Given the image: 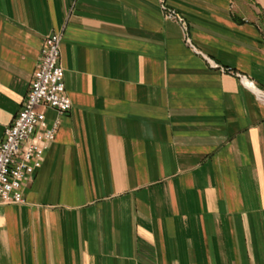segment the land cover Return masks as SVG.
<instances>
[{
	"label": "crops",
	"instance_id": "crops-1",
	"mask_svg": "<svg viewBox=\"0 0 264 264\" xmlns=\"http://www.w3.org/2000/svg\"><path fill=\"white\" fill-rule=\"evenodd\" d=\"M166 2L0 0V142L52 33L72 100L0 264H264V0Z\"/></svg>",
	"mask_w": 264,
	"mask_h": 264
},
{
	"label": "built area",
	"instance_id": "built-area-1",
	"mask_svg": "<svg viewBox=\"0 0 264 264\" xmlns=\"http://www.w3.org/2000/svg\"><path fill=\"white\" fill-rule=\"evenodd\" d=\"M161 6L167 17L179 22L187 31V21L181 13L170 8L166 0H161ZM262 35L264 38V28ZM62 38L63 34L58 32L44 39L27 97L0 142V204L25 202L26 184L41 168L47 149L56 139L60 120L56 119L50 126L44 109L52 108L61 116L72 108L61 64ZM186 39L191 43L188 36ZM222 69L236 74L230 68ZM259 90L262 96L256 93L264 100V90Z\"/></svg>",
	"mask_w": 264,
	"mask_h": 264
},
{
	"label": "bare ground",
	"instance_id": "bare-ground-1",
	"mask_svg": "<svg viewBox=\"0 0 264 264\" xmlns=\"http://www.w3.org/2000/svg\"><path fill=\"white\" fill-rule=\"evenodd\" d=\"M254 89L260 96H262V93H261V91L258 88L254 87Z\"/></svg>",
	"mask_w": 264,
	"mask_h": 264
}]
</instances>
